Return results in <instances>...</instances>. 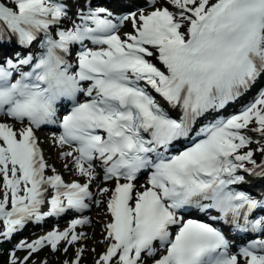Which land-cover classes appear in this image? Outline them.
<instances>
[{
    "label": "snow or ice",
    "instance_id": "obj_1",
    "mask_svg": "<svg viewBox=\"0 0 264 264\" xmlns=\"http://www.w3.org/2000/svg\"><path fill=\"white\" fill-rule=\"evenodd\" d=\"M262 80L264 0H144L120 18L84 0H0V241L103 203L95 264H264V239L233 251L225 234H264V197L237 190L264 179V86L217 115ZM45 126L79 181L48 164ZM90 223L21 241L8 264L70 246L64 264H81Z\"/></svg>",
    "mask_w": 264,
    "mask_h": 264
},
{
    "label": "rangeland",
    "instance_id": "obj_2",
    "mask_svg": "<svg viewBox=\"0 0 264 264\" xmlns=\"http://www.w3.org/2000/svg\"><path fill=\"white\" fill-rule=\"evenodd\" d=\"M87 0H84V3ZM144 6V1L141 0L138 7L134 6L133 9H131V12H138V9L142 8ZM150 8L145 9V11H150ZM75 11V9H74ZM130 30V24H125L121 28V33L127 32ZM264 85V84H263ZM46 138V139H45ZM52 139V138H51ZM49 137H41L40 142L43 145L44 152L46 157L48 158V163L52 167H55L57 171H60L66 176V179L70 178L69 171L64 170L62 167L63 161L58 159V153L60 151L59 148L54 147L52 141H49ZM99 186H105V185H99ZM96 200H104L106 197H101L99 193L94 196ZM105 205L102 203L100 206H97L95 203H92L91 208L86 212L87 217L90 218V224L85 226H78L76 231L80 232L83 231L87 234L88 239L86 241L81 242L78 246H84L86 247L85 254L82 257L81 264H95V260L98 258L99 254H101L104 251V244L101 243L100 240V231H103V221L105 220V223L108 221V217H104V210ZM77 215H72L67 218L58 219L56 221H52L50 223H43V224H36L35 227L30 231H25L24 234L21 235H15L16 238H11L10 241L15 246L20 243L21 241H27L32 242L33 240L43 236V232L45 230H64L67 228L71 222V220L76 219ZM91 235H96V238H90ZM19 236V237H18ZM7 240H3L0 242H6ZM95 249V251H93ZM77 250V246H70L68 252L65 254L62 250L58 252H51L49 248H44L42 251H40L38 254H35L32 258V264H64V261H72L74 259L75 252ZM44 252H49L47 256L43 258L42 254ZM0 253H2L7 258L8 250L6 247H3L0 249ZM21 257L24 254V252H21ZM69 258V259H68Z\"/></svg>",
    "mask_w": 264,
    "mask_h": 264
},
{
    "label": "bare ground",
    "instance_id": "obj_3",
    "mask_svg": "<svg viewBox=\"0 0 264 264\" xmlns=\"http://www.w3.org/2000/svg\"><path fill=\"white\" fill-rule=\"evenodd\" d=\"M141 1V0H140ZM144 1V0H143ZM95 3H96V1L94 0H88L87 2H85L84 4H85V6H94L95 5ZM121 4L124 6V8L128 11L129 9H131V8H133V6H131V4H130V2H129V0H121ZM85 10H87L86 8H85ZM17 50V49H16ZM8 51V50H7ZM10 53V52H9ZM263 84H261L260 86H262ZM256 90H257V88H256ZM248 100V97H247V95H245V96H243L240 100H238V101H236V102H234L235 104H236V107H239L240 105H242L244 102H246ZM230 114H233V113H229V115ZM46 139V138H45ZM49 141H52V139L50 138V140ZM64 163V162H63ZM62 167H63V164H62ZM69 174H70V177H71V180H74V179H78L73 173H71V172H69ZM98 188L99 187H97V188H95V196L98 194ZM104 210V215H102V216H104V217H106L107 218V215H106V211H105V209H103ZM44 211H46V209H44ZM87 212V211H86ZM86 212H84V213H79L78 215H77V218H82V217H87V214H86ZM76 218V219H77ZM88 218V217H87ZM51 219H54V217H47V218H44L43 219V223H50V221H51ZM88 219H90V218H88ZM105 224V220L103 221V225ZM25 231H28V229L26 228V227H24L23 228V230H20V231H18L17 233H15V235H21V234H24L25 233ZM100 242L101 241H103V237H104V234H103V231H100ZM14 235V236H15ZM12 237V238H16V237ZM19 237V236H18ZM90 238L92 239V238H96V235H91L90 236ZM10 241V240H9ZM45 264H47V262L45 263Z\"/></svg>",
    "mask_w": 264,
    "mask_h": 264
},
{
    "label": "trees",
    "instance_id": "obj_4",
    "mask_svg": "<svg viewBox=\"0 0 264 264\" xmlns=\"http://www.w3.org/2000/svg\"><path fill=\"white\" fill-rule=\"evenodd\" d=\"M130 4H131V6L138 7L140 4V0H131ZM45 256H47V253L46 254L44 253L43 257H45ZM31 262L32 261H30V264H32ZM69 262H70V259H69ZM0 264H8V262L6 261V256H4L2 253H0Z\"/></svg>",
    "mask_w": 264,
    "mask_h": 264
}]
</instances>
